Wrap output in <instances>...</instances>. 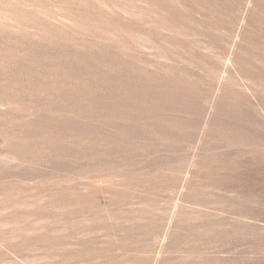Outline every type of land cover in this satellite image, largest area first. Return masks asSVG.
Returning a JSON list of instances; mask_svg holds the SVG:
<instances>
[{"label": "rangeland", "instance_id": "374dc122", "mask_svg": "<svg viewBox=\"0 0 264 264\" xmlns=\"http://www.w3.org/2000/svg\"><path fill=\"white\" fill-rule=\"evenodd\" d=\"M0 264H264V0H0Z\"/></svg>", "mask_w": 264, "mask_h": 264}]
</instances>
